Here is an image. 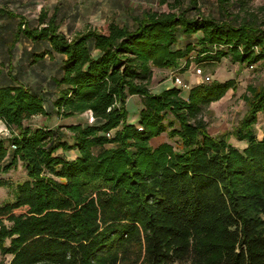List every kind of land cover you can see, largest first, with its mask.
I'll return each mask as SVG.
<instances>
[{
	"label": "trees",
	"instance_id": "16d2710c",
	"mask_svg": "<svg viewBox=\"0 0 264 264\" xmlns=\"http://www.w3.org/2000/svg\"><path fill=\"white\" fill-rule=\"evenodd\" d=\"M198 1L71 39L59 31V10L41 13L39 26L20 22L16 39L34 43L27 64L50 57L57 71L41 92L19 81L23 64L7 83L0 67V120L13 133L0 139V171L20 161L27 170L15 201L0 205V254L11 256L0 264H264V131L258 138L254 129L264 87L244 96L235 129L243 149L212 134L205 118L235 79L199 82L187 94L149 87L154 67L264 60V8L217 0L213 15ZM131 96L142 99L136 123ZM52 99L62 117L92 111L95 120L68 126L70 134L25 124L49 115ZM163 134L169 140L155 145Z\"/></svg>",
	"mask_w": 264,
	"mask_h": 264
},
{
	"label": "rangeland",
	"instance_id": "374dc122",
	"mask_svg": "<svg viewBox=\"0 0 264 264\" xmlns=\"http://www.w3.org/2000/svg\"><path fill=\"white\" fill-rule=\"evenodd\" d=\"M192 0H43L40 6V12L46 13L47 17L54 15L56 10H59L60 27L59 31L67 38H73L75 35L89 29L104 31L109 22H118L121 25L132 26L134 18L142 14L146 10L151 11H169L177 10L179 5L187 6ZM246 7L250 10L257 11L259 8H264V0H245ZM198 6L206 13L219 15L220 6L217 0H199ZM59 7V8H58ZM240 6L234 4L230 11L237 13ZM264 10V9H263ZM39 11H36L37 14ZM196 14L197 10L193 9ZM40 14V13H39ZM260 20L264 21V11L259 12ZM32 18V17H30ZM23 20L22 18H19ZM31 22V21H30ZM36 26L40 25V15L37 17ZM193 36L192 40H195ZM187 38H181L178 46L185 45ZM198 68L202 69L203 74L211 75L214 80L235 79L236 87L231 88L227 94L219 101L213 102L205 112V118L209 121V130L212 134L226 133L228 139L234 145L243 149L247 143L240 141L235 135V129L239 126L242 118L248 110V105L244 96L251 95L248 93L250 85L260 89L264 87V60L254 65H245L233 61L230 57H225L217 64L198 63L195 60L191 61L190 66L186 70L184 64L178 68H158L155 69V78L150 80L149 87L160 88L166 83L174 80L175 76H180L186 79L184 74L200 76L197 72ZM54 64L51 59L36 68L31 73V79H38L41 72L52 74L54 73ZM179 70V71H178ZM154 74V70H153ZM201 77V76H200ZM202 78V77H201ZM28 79V77H27ZM187 80V79H186ZM165 83V84H163ZM163 84V85H162ZM185 94V93H184ZM129 110L137 111L142 107V99L140 96L135 97L129 102ZM87 120L89 121V112H86ZM36 124L50 123L49 120L39 117L35 121ZM258 138L263 136L264 131V113L259 116L258 123L254 126ZM169 140L167 134H163L153 143L158 145L161 142ZM61 152V151H60ZM67 155L72 158V151ZM15 177H20V173H14ZM3 194V193H2ZM1 196V194H0ZM17 192L15 191L3 200V204L15 201ZM0 259L10 260L11 256H1Z\"/></svg>",
	"mask_w": 264,
	"mask_h": 264
},
{
	"label": "crops",
	"instance_id": "0c3cea01",
	"mask_svg": "<svg viewBox=\"0 0 264 264\" xmlns=\"http://www.w3.org/2000/svg\"><path fill=\"white\" fill-rule=\"evenodd\" d=\"M43 4V0H0V67L4 72V78L2 83H7L10 79L8 74H12L11 76L16 77L17 71L19 70V65L23 64L25 66L24 70L26 71L23 76H19V81L23 82L30 88L41 89V92L48 87V80L55 74L57 71V65L54 63L53 59L51 61L54 64V73L49 74L45 72H41L38 79H31V73L36 70V66L28 65L29 60L27 59V55L33 51L34 43L32 40L20 37L19 41L16 39L17 28L20 25V22L25 25L36 24L35 21L37 17L41 14L40 6ZM59 8V7H58ZM36 11H39L37 14ZM40 13V14H39ZM32 17V18H30ZM22 18L23 20H20ZM31 21V22H30ZM118 23V22H117ZM24 57V60H20L21 57ZM50 60V57L45 59L46 63ZM43 63V65H44ZM153 74V79L155 78V69ZM184 70V69H182ZM179 71V70H178ZM185 81L189 82L191 85L197 84L201 81L200 76H193L190 74H184ZM28 77V79H27ZM221 81V80H220ZM166 83V84H165ZM164 86L160 88H152L151 90L154 93L160 92L165 88H170L172 86H176L174 80L170 81V83L165 82ZM162 84V85H163ZM187 94V91H184ZM137 96H131L128 99L127 106L129 102L133 100ZM53 99L49 100L46 105L48 107L49 115H35L30 119L25 121V124L32 125L33 127L43 126L52 128L54 130H62L64 133L70 134L67 129L68 126L74 125L77 123L87 121V114L82 113L72 117H62L60 116L56 108L53 106ZM129 107V106H128ZM129 109V108H128ZM139 110L130 111L129 121L132 123H136L138 121ZM39 117H43L49 120L50 123H43L42 125L36 124L35 121ZM13 136L12 131L9 129L7 124L0 120V139L10 140ZM72 155L74 157L77 156L76 150H72ZM72 156V158H74ZM7 161V160H6ZM4 163V162H3ZM2 163V165H3ZM20 173V177H15L14 173ZM27 178V170L22 161L18 163V166L14 169H11L8 172L0 171V205L3 204V200L8 196V194H12L15 192V188L17 184ZM3 193V194H2Z\"/></svg>",
	"mask_w": 264,
	"mask_h": 264
},
{
	"label": "built area",
	"instance_id": "2783aa9c",
	"mask_svg": "<svg viewBox=\"0 0 264 264\" xmlns=\"http://www.w3.org/2000/svg\"><path fill=\"white\" fill-rule=\"evenodd\" d=\"M197 72L202 77L200 82H211L212 81V76L203 74L201 68H198ZM174 81H175L176 85L180 86L184 91L188 92L192 87V85L189 82L185 81L180 76H175ZM94 120H95V117H94L92 111H89V121L93 122ZM13 147H15V146H13Z\"/></svg>",
	"mask_w": 264,
	"mask_h": 264
}]
</instances>
